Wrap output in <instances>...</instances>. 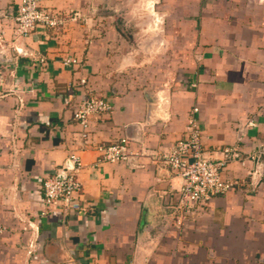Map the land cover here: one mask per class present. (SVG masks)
<instances>
[{
  "label": "crops",
  "instance_id": "crops-1",
  "mask_svg": "<svg viewBox=\"0 0 264 264\" xmlns=\"http://www.w3.org/2000/svg\"><path fill=\"white\" fill-rule=\"evenodd\" d=\"M17 1L0 0V264H264V0H189L181 24L197 28L195 61L181 87L154 97L114 75L98 0H51L63 26L25 38L13 32ZM85 92L112 108L83 144L72 110ZM194 107L205 156L235 148L244 162L224 170L233 190L182 218L164 207L181 181L154 158L182 139ZM123 137L139 166L100 162L96 145ZM70 153L82 210L42 216L40 184Z\"/></svg>",
  "mask_w": 264,
  "mask_h": 264
},
{
  "label": "built area",
  "instance_id": "built-area-1",
  "mask_svg": "<svg viewBox=\"0 0 264 264\" xmlns=\"http://www.w3.org/2000/svg\"><path fill=\"white\" fill-rule=\"evenodd\" d=\"M50 1L18 0L15 12L10 15L14 34L25 38L38 27L56 29L63 26L64 19L47 5ZM76 18L77 14L72 19ZM39 61L43 63L42 59ZM62 63L76 68L80 66V61L71 56L64 57ZM79 84L85 85V80L80 79ZM111 108L110 103L101 96L84 93L81 101L72 110V119L80 127L79 137L83 144L88 143L91 120L108 114ZM197 112V107L192 108L182 139L178 140L166 154L154 158L161 168L181 181L180 188L169 195L174 199V203L165 204L164 207L172 212H182V218L193 213V210L196 212L201 210L213 197L233 190L237 183L225 179L224 170L232 161H239L241 164L244 162L235 148H225L220 159L205 156L201 130L195 116ZM96 150L99 152L100 162H122L132 167L139 166L136 159L142 156L132 149L131 140L126 137L116 143L98 144ZM66 161L57 176L45 178L40 184L44 206L42 216L53 212L65 215L82 210L80 205L82 186L77 179L82 163L76 153H70ZM181 222L178 221L179 224ZM32 249L29 248V254L33 252Z\"/></svg>",
  "mask_w": 264,
  "mask_h": 264
},
{
  "label": "rangeland",
  "instance_id": "rangeland-1",
  "mask_svg": "<svg viewBox=\"0 0 264 264\" xmlns=\"http://www.w3.org/2000/svg\"><path fill=\"white\" fill-rule=\"evenodd\" d=\"M187 2L98 0L95 16L113 25L116 39L110 59L114 75L124 85L143 88L152 97L181 87L183 72L195 61V42L189 34L197 33L196 27L189 32L181 24ZM193 2L197 6L198 0Z\"/></svg>",
  "mask_w": 264,
  "mask_h": 264
}]
</instances>
